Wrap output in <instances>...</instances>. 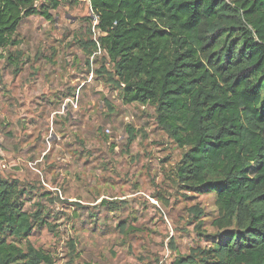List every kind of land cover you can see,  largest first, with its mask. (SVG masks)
<instances>
[{
  "label": "rangeland",
  "instance_id": "1",
  "mask_svg": "<svg viewBox=\"0 0 264 264\" xmlns=\"http://www.w3.org/2000/svg\"><path fill=\"white\" fill-rule=\"evenodd\" d=\"M60 1L52 21L25 19L0 60V178L45 220L31 243L52 264L196 257L218 233L216 194L177 179L185 149L155 107L125 104L106 54L84 53L98 39L89 1Z\"/></svg>",
  "mask_w": 264,
  "mask_h": 264
},
{
  "label": "trees",
  "instance_id": "2",
  "mask_svg": "<svg viewBox=\"0 0 264 264\" xmlns=\"http://www.w3.org/2000/svg\"><path fill=\"white\" fill-rule=\"evenodd\" d=\"M88 1L98 39L84 53L106 54L125 104L155 107L185 149L177 179L216 194L212 245L174 264H264V0ZM60 4L0 0V60L25 19L52 21ZM24 206L0 178V264H52L30 241L45 220Z\"/></svg>",
  "mask_w": 264,
  "mask_h": 264
}]
</instances>
